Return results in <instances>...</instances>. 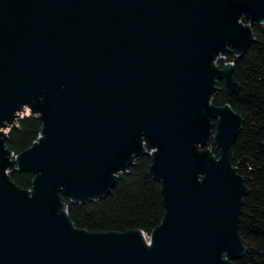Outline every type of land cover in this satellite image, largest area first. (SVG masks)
I'll list each match as a JSON object with an SVG mask.
<instances>
[{
  "label": "water",
  "instance_id": "1",
  "mask_svg": "<svg viewBox=\"0 0 264 264\" xmlns=\"http://www.w3.org/2000/svg\"><path fill=\"white\" fill-rule=\"evenodd\" d=\"M254 22L264 0H0V264L242 259L243 118L212 98L220 80L238 92L234 65L217 58L243 55ZM27 108L42 132L14 155L5 129ZM143 153L166 210L150 237L77 228L61 193L104 198ZM15 170L35 174L32 189Z\"/></svg>",
  "mask_w": 264,
  "mask_h": 264
},
{
  "label": "trees",
  "instance_id": "2",
  "mask_svg": "<svg viewBox=\"0 0 264 264\" xmlns=\"http://www.w3.org/2000/svg\"><path fill=\"white\" fill-rule=\"evenodd\" d=\"M251 27L255 42L243 55L231 51L226 58L217 60L221 68L226 63L234 65L232 75L240 86L238 92L229 94L220 80L212 98L218 106L230 104L243 118L232 164L249 188L239 223L247 251L236 264H264V23L254 22ZM38 113L27 108L5 132L6 147L14 155L31 148L41 135L43 122ZM209 146L219 157L220 149L213 141ZM151 165L149 153L138 155L104 198L81 203L61 193L71 221L77 228L90 232L138 229L149 238L166 214L162 184L150 174ZM10 177L19 187L30 190L35 174L15 170Z\"/></svg>",
  "mask_w": 264,
  "mask_h": 264
},
{
  "label": "rangeland",
  "instance_id": "3",
  "mask_svg": "<svg viewBox=\"0 0 264 264\" xmlns=\"http://www.w3.org/2000/svg\"><path fill=\"white\" fill-rule=\"evenodd\" d=\"M218 59H219V58H217V60H218ZM7 129H8V128L5 129V132L7 131ZM211 141H213V140H211ZM210 143H211V142H210Z\"/></svg>",
  "mask_w": 264,
  "mask_h": 264
}]
</instances>
